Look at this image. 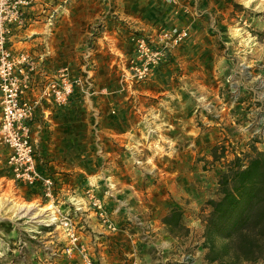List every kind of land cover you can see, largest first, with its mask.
Here are the masks:
<instances>
[{"label":"rangeland","instance_id":"rangeland-1","mask_svg":"<svg viewBox=\"0 0 264 264\" xmlns=\"http://www.w3.org/2000/svg\"><path fill=\"white\" fill-rule=\"evenodd\" d=\"M140 1L127 0L129 7L124 8L119 0H101L104 9L101 18L89 23L86 38L76 42L72 58L75 71L80 62V51L88 41V32L92 31L91 26L98 27V35L105 30L107 37L92 39L96 47L95 97L99 95L98 82L104 80L98 71L97 56L105 54L111 63V72L105 77L115 81L111 83L113 97L125 98L124 103L131 102V113L135 112L138 118L129 120L133 126L123 124L130 129L122 131L123 125L119 124L122 120L118 115L125 114L123 103H113L104 111L97 103V118L83 104L63 116L61 123L65 122L63 129L66 131L62 132L58 143H50L54 147L49 154L53 156L54 167L58 168L55 172L64 176H61L64 181L60 184L63 188L60 199L66 201L63 204L67 206L72 197L74 182L66 176L76 175L81 189L89 172L92 177L99 173L100 177L95 185L93 183L94 195L104 203L110 218L119 227L133 226L129 220L133 214H138L144 221L143 229L134 226L129 229L135 249L132 250L126 234L120 231L109 234L99 226L96 210L87 206V198L77 189L76 198L85 201L87 216L77 217L75 221L95 264H211L205 260L206 249L201 247L204 219L210 210L207 201L217 198L218 176L233 156L249 152L255 132L264 134V9L253 7L251 0H242L246 5L239 3L240 0H224L225 9L230 10L229 18H234L232 23L237 28L229 42L239 49L235 50L237 57L225 60L221 39L216 34H227L228 31L223 25L217 29L210 25L198 5L191 9L194 0ZM137 17L167 23L155 26L154 30L136 28L138 22L133 20ZM182 28L187 29L185 39L167 53L165 60L146 80H137L131 68L139 64L135 56V39H149L153 35L156 39L152 45L158 47L162 44L158 40L161 33ZM127 43H132L133 49L126 56ZM161 66H164V73L159 76H163V80L156 87L152 86L155 90L152 93L137 90L147 86ZM78 100L81 101L79 97ZM103 112L107 115L105 118ZM95 128L99 129L106 149L104 160L98 158L93 148ZM128 131V138H123L122 134ZM258 140L255 145L264 150L263 135L258 136ZM221 146L225 148L222 150ZM4 156L5 150L0 147V264H80L77 254L64 252L67 240L58 224L45 226V222L16 212L17 204L35 206L30 202L39 199L35 192L11 184ZM104 177L116 184L111 197L105 193ZM152 186L160 187L159 192L177 204L181 211L180 226L172 233L166 230L176 244L171 241L163 246L160 240L166 239L167 233L156 227L154 231L153 214L138 206L143 201L138 204L137 196L132 197L133 203L129 200L128 194L131 195L133 190L145 199ZM41 203L45 204V201ZM126 206L132 209L124 211ZM45 208L50 209L49 206ZM244 264H264V261Z\"/></svg>","mask_w":264,"mask_h":264},{"label":"built area","instance_id":"built-area-1","mask_svg":"<svg viewBox=\"0 0 264 264\" xmlns=\"http://www.w3.org/2000/svg\"><path fill=\"white\" fill-rule=\"evenodd\" d=\"M61 1L0 0V147L5 150L4 164L10 172L11 184L35 192L39 200L35 197L30 203L50 207L54 219L45 222V226L56 223L61 228L67 240L64 252L68 255L77 254L80 264H95L87 251L88 245L82 241L78 222L75 221L77 217L87 216L85 201L76 198L77 189L87 198V206L96 210L99 226L109 234L120 231L132 240L129 229L133 226L143 229L145 224L138 214H133V218L129 219L133 226L119 227L110 218L104 203L94 195L91 178H86L83 187L79 189L80 184H77L74 174L72 177L66 176V179H73L74 185L69 205L65 206L63 202L66 201L61 202L60 199L63 195V188H60L64 181L61 178L63 175L49 171V167L38 157L35 125L40 122V125L46 124L48 128L52 123L53 111L67 107L75 93L78 92L86 101L96 92V47L92 39L99 33L97 26H91L92 31L88 32L89 38L80 51L77 71L69 64L55 63L51 36L58 19L68 11L70 0L68 3L67 0ZM36 25L44 29L39 41L35 39L39 34L28 33ZM101 32L106 35L105 30ZM186 36V28L172 33L163 32L158 37L162 43L158 47L152 45L156 39L153 35L149 39L136 38L135 56L139 64L131 68L137 80H146L165 60L167 53ZM223 47L224 52H227L228 46ZM261 134L260 131L255 132V135H263L264 138V134ZM101 136L99 129L95 128L93 148L98 158L104 160L106 150ZM115 185L112 179L105 178L106 195H113ZM43 200L45 204L41 203Z\"/></svg>","mask_w":264,"mask_h":264},{"label":"crops","instance_id":"crops-1","mask_svg":"<svg viewBox=\"0 0 264 264\" xmlns=\"http://www.w3.org/2000/svg\"><path fill=\"white\" fill-rule=\"evenodd\" d=\"M119 1H120V5L123 6L124 8L129 7V3L127 2V0H119ZM136 1L141 2L140 0H136ZM249 1L250 0H247V2H249ZM101 3H102L101 0H78V1L72 0V2L68 3V4H70V6L68 5L69 8L67 7L68 8V11L66 12L67 15H66V13L61 15V17L58 19L55 27L53 28V32H52V36H51V44H52L53 49H54V54H55L54 59H55L56 65L69 64L73 67L74 60L72 58L74 57V54H75L76 42L86 38L87 26L89 25V23H91L94 19L98 20L99 18H101V13L104 10ZM239 3H243L244 5H246V3L242 2V0H240ZM250 3H253V7L258 6V7H261L264 9V0H251ZM197 5L200 9V12H205V15H207V18H208V21L210 22V25H213L216 29L218 26L223 25V27L228 31L227 34H223V32H218L219 30H217L218 34H216V37L218 39H221V44L228 46L227 52H224V49H222L223 58L225 60H228V58L233 59V58L237 57L235 55L237 53L235 51L237 49L236 46H234V44L229 42L230 39L234 38V35L236 33V32H234V29H237V28L234 27V25H233L234 23H232V21H234V18H229V11L230 10L225 9V5H227V4H225V1L224 0H208V1L203 2V0H194L193 5L191 6V9H195V7ZM98 8L100 10L97 13L96 10ZM133 8H136V6H133ZM224 11H228V12L224 13ZM99 13H100V16H99ZM133 15H135V14H133ZM125 18H129V17L126 16ZM135 19L136 20H133V21H135V23L138 22V23H136L137 24L136 28L143 27L146 29H153L154 30L155 26H157V25L162 26V25H165L167 23L166 21L160 20V19H155L153 21H151L150 19H147V20L140 19L139 17H137ZM164 19L166 20V18H164ZM221 22H223L224 24H222ZM244 22H245V20H244ZM191 23H192V21H190L189 24H191ZM225 23H226V26H225ZM259 23L260 22H255V24H259ZM144 25H146V26H144ZM33 32L34 33L36 32L37 34H39L38 38H35L36 40L39 41V40H41V34H43L44 29L42 28V26L36 25V26H34L33 31H28L29 34L33 33ZM225 35H227V36H225ZM248 35L253 37V38H256V35L252 36L250 33H248ZM105 37H107V35L100 34L99 36H97V39L102 40V38H105ZM224 37H227V39L223 40L222 38H224ZM253 42L255 43V41H253ZM196 43L197 42L195 41V46H196ZM239 44H241V43H238V45ZM126 45L129 46L127 52H125V54L127 56V55H129L127 53H130L132 51L133 44L127 43ZM249 47L252 48V46H249ZM251 48H249V50H251ZM114 49L119 50L116 47ZM237 50H239V49H237ZM119 51L121 52V50H119ZM104 55L100 54L97 56L98 57L97 58L98 71L100 72V74L102 73L104 76V80H100V81L98 80L99 82L97 85L98 86L97 91H98L99 95L97 97H95V94H96L95 93L90 99L85 101L81 98L82 96L77 92L73 95V98L67 107L61 109L60 111H56V110L53 111V116L51 118L52 123L48 128H47L46 124H45V126L40 125V122L35 125V129L37 130L36 140L38 142V157L40 155L39 158L41 161H43V164L47 165L49 168H51L49 171L58 170V168L54 167L55 165H54L53 158H52L53 156L49 155V154H51L50 149L54 147V146H51L50 143L53 141L55 143H58L61 140V137H62L61 134H64L65 133L64 131H66L63 129L65 127V122L61 123V121H63V118H65L63 116L65 114H67L70 110L77 108V106L79 104L80 105L83 104L84 106H87V108L92 110V111L95 110V111H93V113L92 112L90 113L91 115L93 114L95 116V114L99 113L98 107L101 108L102 111H104L106 108H108L113 103H116V104L123 103L122 110L125 112V114L124 113L122 114V112H121L118 115L120 117V119L122 120V121H120L119 124H122V125L128 124L130 126H133L134 125L133 123L130 124L128 122H130L131 120H135V119L137 120V118H138L137 117L138 115L135 112L132 111V113H131V108H130L131 102L124 103L125 98L117 99V98L113 97V95H112L113 89L111 87V83H114L115 81L111 80L107 76L105 77V74L108 75L109 72H111L109 69V67L111 66V63H110V61L107 60L106 56H104ZM182 55H183V53H182ZM165 65H167V64H165ZM164 66H161V68L157 69L156 74L153 76V80L150 81L147 86H144L143 88L139 87V88H137V90L141 91V93H146V92L152 93L153 90H155L154 87L159 85V83L162 82V80H163V76L160 77L159 75L164 73V72H162ZM152 86H154V87H152ZM78 97L81 99L82 102L78 100ZM96 100H97V102H94ZM97 103H98V107L96 106ZM137 110L140 111L139 107L137 108ZM97 116L99 117V114H97ZM97 116H95V118H97ZM105 116H107V115H105L103 112V118H105ZM166 119L169 120L168 118H166ZM52 129H53V131L51 132ZM56 129L58 130V132L55 131ZM124 129L128 130L130 128H127V127L125 128L123 125L122 131ZM62 132H64V133H62ZM129 132L130 131L126 132V134H122V135H124L122 137L128 138L126 135L130 134ZM56 149H57V147H56ZM56 149H54V151ZM41 153H42V155H41ZM43 155H49V156H43ZM45 157H47V158H45ZM84 167H86V166H84ZM88 176H89V178L94 179V180H91L92 181L91 183L92 184L94 183V185H95V183L97 182L96 179L100 177V174L96 173L95 176L92 177L91 172H89ZM181 184H182V181H181ZM156 188L157 187H155V186H152L151 190L148 188L149 193L146 194L147 199L146 198L141 199L139 195L135 194V190H133L131 192V195L128 194V196L130 197L129 200L131 199V203L134 202L132 197L137 196L136 200H137L138 204H139L140 200L143 201L141 203L142 205H138V206H141V208L144 207V209L148 212L150 210V212L153 214V216L155 218V220H154L155 224H153L154 225V231H156L155 229L157 228V230L160 229V230H163L166 232L167 229L164 226V224H162L160 222V219H162L161 217L164 216L166 211H169L171 208H177V204L172 203L170 199H166V197L159 192L160 187H158L157 189ZM125 204L127 205V202H125ZM134 206L135 205L133 204V207ZM135 208H136V206H135ZM164 208H166V209L163 211ZM131 209H132V207H128V206H126V208H123L124 211H126V210L129 211ZM156 221H158V224H156ZM157 225H158V227H157ZM172 239L173 238L171 237V235H168V233H167L166 239H163L162 241L160 240V242H162L163 246L169 245L171 243V241H174V243L176 244L177 243L176 240L175 239L172 240ZM130 242H131L130 249L135 250L132 240ZM157 243H159V241ZM122 244H124V243L121 242V245ZM125 244H127V242ZM127 254H130V251ZM120 263H122V262H120Z\"/></svg>","mask_w":264,"mask_h":264},{"label":"trees","instance_id":"trees-1","mask_svg":"<svg viewBox=\"0 0 264 264\" xmlns=\"http://www.w3.org/2000/svg\"><path fill=\"white\" fill-rule=\"evenodd\" d=\"M258 136L252 137L249 152L228 162L217 179V198L207 201L201 247L211 264L264 261V150L255 145ZM180 219L181 211L172 208L161 222L172 233Z\"/></svg>","mask_w":264,"mask_h":264},{"label":"bare ground","instance_id":"bare-ground-1","mask_svg":"<svg viewBox=\"0 0 264 264\" xmlns=\"http://www.w3.org/2000/svg\"><path fill=\"white\" fill-rule=\"evenodd\" d=\"M15 210L21 216H31V219H37L39 222L47 223L54 219L52 211L45 207H39L37 204L35 206L17 204Z\"/></svg>","mask_w":264,"mask_h":264}]
</instances>
